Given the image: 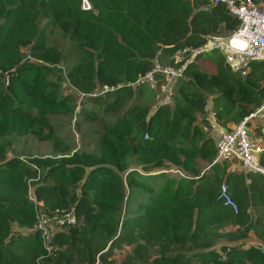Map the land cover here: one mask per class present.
<instances>
[{
    "label": "trees",
    "instance_id": "trees-1",
    "mask_svg": "<svg viewBox=\"0 0 264 264\" xmlns=\"http://www.w3.org/2000/svg\"><path fill=\"white\" fill-rule=\"evenodd\" d=\"M88 1L91 7L86 10L81 0H0V71L9 79L7 84L0 79V139L13 134L50 137L51 116L72 112V98L59 95L64 77L76 89L90 93L95 108L111 111L135 89L152 90L127 84L152 69L157 53L171 57L187 47H200L208 37H228L239 24L224 4L211 0ZM51 28H59L70 41L67 55L78 56L64 75L59 65L67 56L49 40ZM210 51L198 55L210 59L215 71L207 75L188 63L185 77L176 82L172 103L159 105L149 115L148 104L136 97L122 117L105 123L100 154L74 153L53 163V157L12 156L0 163V264H104L115 248L130 244H135V257L146 260V251L159 247L152 264H264V246L253 244L223 246L225 258L213 249L186 253L207 246L199 242L202 228L215 221L248 226L250 207L264 209V176L232 172L227 162H213L212 141L203 138L196 123L198 114L205 113V92L214 95L213 117L218 124L238 123L255 109L264 96V87L258 83L264 79V62L249 61V71L242 75L231 69L218 49ZM118 83L122 85L114 90L98 91L102 85ZM94 109L84 111L92 118ZM124 145L149 169L167 161L194 172L193 162L199 155L211 162L198 177L163 180L158 175L138 179L129 175L124 180L118 172L124 170L118 158ZM260 161L264 164V152ZM223 181L238 205L236 213L218 199ZM159 182L160 188L139 204L138 211L121 218L128 199L126 186L157 187ZM30 184L35 199L49 214L71 208L75 213L76 225L56 234L54 240L61 248L50 253L39 230L12 231V222L32 228L37 221L35 202L27 198ZM260 217L246 228L258 236L255 224ZM127 263H133L132 256Z\"/></svg>",
    "mask_w": 264,
    "mask_h": 264
},
{
    "label": "rangeland",
    "instance_id": "rangeland-1",
    "mask_svg": "<svg viewBox=\"0 0 264 264\" xmlns=\"http://www.w3.org/2000/svg\"><path fill=\"white\" fill-rule=\"evenodd\" d=\"M258 2L264 3V0H256ZM49 33V40L55 44V46L65 54L67 57L60 61L59 68L62 70V75H64L69 67V65H73L75 58L78 57L75 54L68 53V47L70 45V41L66 38L62 31L59 28H51L48 29ZM225 36H222L224 38ZM210 39V38H208ZM221 53L222 51L218 49ZM25 53L28 52L26 49L24 50ZM211 53L212 51H207ZM200 53V52H199ZM196 53L190 54L185 53L181 55L180 59L184 57L182 62L178 65V67L186 66L187 63H195L199 66L200 71L206 72L207 75L212 74L215 71L214 64L211 62L210 59L199 56ZM202 53V52H201ZM223 54V53H222ZM27 53L25 54V56ZM170 58L166 57L161 52L157 53L154 57L153 66L154 65H169ZM226 58V57H225ZM188 60H191L189 62ZM227 61V59H226ZM185 76H182L183 79ZM259 85L264 87V79L259 80ZM98 84V83H97ZM177 88L178 85H173L172 89L174 90L173 99H171V103L174 100V96L177 95ZM115 89V88H114ZM134 90V89H133ZM98 91L100 92V87H98ZM98 93V92H97ZM112 93V92H108ZM104 94V93H102ZM207 102L205 107L204 114H198L196 123H199L201 130L203 131V138H210L212 144L214 146L213 139L211 138L212 135V127L211 124L215 123V120L212 117V99L214 95L206 93ZM59 95L62 96H70L73 100L72 104L70 105L72 112L68 114H54L51 116V122L53 124L54 130L51 133L50 137L46 139H40L33 135H17L13 134L8 137H4L0 139V147H2V151H0V163L3 162L6 158L17 156L20 158L32 160V159H40L45 157H53L51 158V162H57L55 158H62V157H71L72 154L76 153L79 156L85 153H95L100 154V138L101 134L104 130L105 123L112 124L116 121L119 117H122L125 114V111L128 109L130 104L134 103L138 97L140 102L147 103L149 106V115H151L156 108L163 104V96L159 94L158 96L154 91L145 90V89H135L134 93L130 97L123 96V100L119 101L118 107H115L111 111H104L103 107H96L93 106V102H91L89 96L90 93H83L79 89H76L71 84L68 83L66 78L64 77L63 81L59 84ZM172 105V104H171ZM94 109L95 115L94 117H89L88 114L84 111L85 109ZM148 118V117H147ZM236 122H230L227 126L232 127L236 125ZM220 126H226L221 125ZM251 133L255 135L257 139H259V133H264V123L260 120H253L249 123L248 126ZM49 129H44V134L48 133ZM145 138V136H144ZM150 138V137H148ZM202 138L199 140L200 143ZM264 142V140H261ZM119 160L121 161V165L124 166V170L119 171V174L122 175V178L127 179L130 175L133 179H138L140 176L143 178H147L146 175H158L163 180L167 177H189L194 176L198 177L202 173H205L207 168L210 166L211 160L201 158L199 155L195 158L193 165H194V172L180 169L173 163H168L164 161L162 166H158L154 169H149L147 166H143L141 163L138 162L136 155H131V151L127 148L126 145L123 147L122 153H119L118 156ZM54 159V160H53ZM215 157L213 158V160ZM212 160V161H213ZM214 162V161H213ZM177 167L178 169L174 168ZM90 167H86L88 171ZM207 172V171H206ZM135 182V180H134ZM152 182V180H149ZM155 182V181H154ZM153 185L157 184L154 183ZM160 183V182H159ZM81 184V183H80ZM146 185V184H145ZM143 186L142 184L134 183L131 186H126V194L128 195V199H125L124 204L122 206L123 214L121 218L126 215L127 213L138 211L139 204L142 203L147 199V196L150 194L155 193L161 186V183L158 184L157 187L150 186L147 184ZM33 188V187H32ZM77 193H80L79 187L77 188ZM31 195V194H29ZM28 195V196H29ZM32 196V195H31ZM39 205V204H38ZM37 207V206H35ZM40 207V205L38 206ZM37 210V208H35ZM39 210V209H38ZM249 212L251 213V221L246 225H237L233 221H215L210 226L202 228L203 236L200 237L199 242L207 243V246L192 249L187 253V256H190L195 251H208V250H216L220 254L224 252L221 251V247H228L232 248L234 246H245L246 245H258V247L262 248L264 246V216L260 217V215H264V209L261 207L252 208L250 207ZM38 215V214H37ZM257 215L258 223L255 224V229H257L259 236L254 234L252 231L246 228H250L251 225L255 222ZM120 220V219H119ZM122 220V219H121ZM13 233L18 232H27V228L18 227L15 222L11 223ZM57 228H54L55 231ZM68 227L63 226L61 232H68ZM249 230V231H248ZM57 233V232H56ZM55 233V234H56ZM54 234V236H55ZM54 236H51V241H53V245L56 248H61L60 243L58 241L53 240ZM50 241V240H49ZM143 242V240L139 241ZM65 244V243H64ZM63 244V246H65ZM210 244V245H209ZM110 245V243H109ZM135 244L130 245H122L118 248H115L110 256L108 257V262L104 264H124L126 258L128 256H132L133 263L132 264H152L153 258L156 257L159 253V247L149 248L146 251V255L149 257V260H146L142 257L137 259L135 254L133 253V248ZM108 248V247H107ZM105 249L106 252L108 249ZM177 250V249H175ZM128 255V256H127ZM223 257V256H222ZM192 261H195L194 259ZM95 264H103L102 262H96ZM128 264V263H127Z\"/></svg>",
    "mask_w": 264,
    "mask_h": 264
},
{
    "label": "built area",
    "instance_id": "built-area-1",
    "mask_svg": "<svg viewBox=\"0 0 264 264\" xmlns=\"http://www.w3.org/2000/svg\"><path fill=\"white\" fill-rule=\"evenodd\" d=\"M211 3L224 4L228 12L239 21L237 29L228 37H208L221 38L228 47L236 39L237 42L232 45L233 51L215 45L207 47V43L209 42V39H207L206 43L200 47H187L183 51H177L174 55L173 64L155 65L152 69L139 75L135 81L129 82L127 85L131 87L145 85L154 90L158 96L162 94L163 104H170L174 93L172 87L182 76L185 67V65L178 67L181 61L180 57L185 51H190L191 54L195 55L199 52L220 49L231 69L239 71L242 75H245L249 71V61L264 62V3L256 0H211ZM81 7L89 9L91 5L88 0H82ZM230 53L236 61H233L229 57L228 54ZM0 79L7 84L9 80L8 74L0 71ZM120 86L121 84H117L116 86L102 85L100 93L114 90V88ZM91 95L95 96L96 92H92ZM213 116L214 112H212ZM253 120H260L264 123V96L260 104L245 115L236 125L228 127L229 123L226 126H220L218 123L211 124V137L213 138L215 148L214 162H227L228 169L232 172L243 173L244 175L256 172L264 176V164L260 161L261 154L264 152V142H261V140H264V133H259V139L251 133L248 126ZM145 137H148V135H145ZM31 195H29V198L34 200V197ZM218 199L224 206L230 207L235 213L238 211V205L229 193L228 185L224 181L219 185ZM37 204L42 205L41 202H37ZM37 213V221L33 225V228H29V230H39L43 244L50 252L53 248L51 236H54L56 232H61L63 226L70 227L75 225V213L73 208L69 210H56L53 214H49L44 209L39 208V210L37 209ZM54 228L57 229L54 231ZM223 258H225L224 255Z\"/></svg>",
    "mask_w": 264,
    "mask_h": 264
},
{
    "label": "clouds",
    "instance_id": "clouds-1",
    "mask_svg": "<svg viewBox=\"0 0 264 264\" xmlns=\"http://www.w3.org/2000/svg\"><path fill=\"white\" fill-rule=\"evenodd\" d=\"M81 1H82V0H81ZM88 2H89V1H88ZM89 4H90V3H89ZM81 8H82V7H81ZM82 9H83V8H82ZM89 9H90V8H89ZM86 10H88V9H86ZM183 50H184V49H183ZM183 50H179V51H183ZM176 52H177V51H176ZM176 52H175V53H176ZM175 53L171 56L172 63H170V64H173V63H174V55H175ZM185 53H190V54H191L190 51H185L182 55H184ZM28 56H29V54L27 53V55H26V59H29L30 56H29V57H28ZM183 59H184V57L181 58L180 63L182 62ZM189 62H191V61H189ZM187 64H188V63H187ZM187 64H186V65H187ZM154 66H155V65H154ZM154 66H153V67H154ZM153 67H152V68H153ZM185 67H186V66H185ZM185 67H184V69H185ZM183 73H184V70H183ZM182 76H183V74H182ZM182 76H181V77H182ZM181 77H180V78H181ZM176 82H177V81H176ZM118 84H121V83H118ZM121 85H122V84H121ZM172 99H173V98H172ZM32 187H33V185L30 184V185H29L28 194H27V198H28L29 200L35 202V205L37 206V207H36L37 209H39V208L43 209V203H42L41 201H37V200L35 199V197H34V193H33V191H34V187H33V188H32ZM29 194H32V196L34 197V200H32V199L29 198V196H28ZM37 202H41L42 205H40V207H38L39 205L37 204ZM37 214H38V213H37V210H36V218H37ZM75 225H76V224H75ZM73 226H74V225H73ZM23 228H27V227H23ZM32 228H33V227H32ZM68 228H69V227H68ZM28 230H29V228H27V232L31 231V230H29V231H28ZM18 233H19V232H18ZM20 233H21V232H20ZM23 233H26V232H23ZM58 233H61V232H58ZM55 236H56V235H55ZM55 236H54V238H55ZM53 240H54V239H53ZM52 244H53V242H52ZM44 247H45V246H44ZM54 248H56L55 245H53V248L51 249V251H53ZM51 251H50V252H51ZM48 252H49V251H48ZM50 252H49V253H50ZM222 256H223V255H222ZM97 263H98V261H97Z\"/></svg>",
    "mask_w": 264,
    "mask_h": 264
},
{
    "label": "bare ground",
    "instance_id": "bare-ground-1",
    "mask_svg": "<svg viewBox=\"0 0 264 264\" xmlns=\"http://www.w3.org/2000/svg\"><path fill=\"white\" fill-rule=\"evenodd\" d=\"M237 42V40L236 39H234L231 43H236ZM233 44H229V47L228 46H226L225 45V43L222 41V39L221 38H212L208 43H207V47H209V46H211V45H215V46H221L223 49H226V50H230V51H233L232 50V45ZM229 55V57L231 58V59H233V61H236L231 55V53L230 54H228Z\"/></svg>",
    "mask_w": 264,
    "mask_h": 264
}]
</instances>
